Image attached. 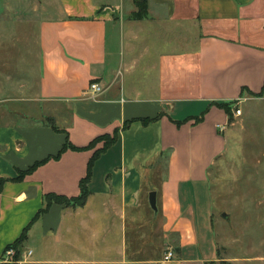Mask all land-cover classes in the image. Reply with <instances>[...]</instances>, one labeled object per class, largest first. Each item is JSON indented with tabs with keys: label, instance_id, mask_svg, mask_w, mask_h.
I'll return each mask as SVG.
<instances>
[{
	"label": "crops",
	"instance_id": "obj_1",
	"mask_svg": "<svg viewBox=\"0 0 264 264\" xmlns=\"http://www.w3.org/2000/svg\"><path fill=\"white\" fill-rule=\"evenodd\" d=\"M148 1V16L134 19L133 0H7L18 20H30L37 29L41 74L35 91L25 85L26 99L48 103V118L55 124L58 117L59 125L55 130L46 121L25 122L23 111L0 109V177L14 178L19 170L56 155L67 137L86 146L120 130L93 166L86 204L53 203L31 226L22 250L32 254L21 264L47 261L35 254H88L89 222L83 211L92 202L97 214L105 215L99 224L112 221L113 242L106 239L107 251L100 250L110 254L103 262L213 264L221 259L197 257L193 251L204 243L197 211L201 198L206 203V195L213 193L216 170L234 158L227 153L231 142L251 120L242 104L255 102L264 112V92L248 93L264 88V0ZM177 32L194 36L184 46L176 43ZM93 81L103 85L100 95L90 94ZM21 92H26L24 84ZM231 101L230 117L217 103ZM238 107L242 111L236 115ZM103 146L101 141L93 149H68L23 181L5 183L0 264L5 247L43 207L45 194H79L88 162ZM165 150L169 165L162 160ZM155 175L156 185L151 182ZM152 191L157 212L150 203ZM210 218L212 228L216 218L213 213ZM129 232L141 242L139 250L129 252ZM151 232L159 233L162 257L143 251ZM205 238L208 249L197 254H214L212 235ZM173 245L175 259L164 260Z\"/></svg>",
	"mask_w": 264,
	"mask_h": 264
},
{
	"label": "rangeland",
	"instance_id": "obj_2",
	"mask_svg": "<svg viewBox=\"0 0 264 264\" xmlns=\"http://www.w3.org/2000/svg\"><path fill=\"white\" fill-rule=\"evenodd\" d=\"M11 7L7 0H0V109L23 111L26 116L20 119L25 122H47L48 117H51L46 108L48 103L32 102L26 99L29 89H26L25 85L35 91L41 74L37 29L30 20H18ZM193 36L194 34L188 36L177 32L176 43H179V40L185 46L186 43L191 42ZM23 84L25 94L21 92ZM242 108L245 109L246 117L248 116L246 113H251V120L247 121L246 129L239 131V138L231 142L232 146L227 153L234 158L216 170V177L212 180L213 193L206 195V203L201 198V207L197 211V217H201L199 229L202 231L204 243H200L198 245L200 247L197 246L193 251L197 257L217 255L221 258L213 264H264V112L259 111L258 104L255 102L244 103ZM57 120L58 117L55 124L59 125ZM162 155L165 156L162 160L167 161L166 164L169 165V157H167L170 155L169 150L162 152ZM96 182L97 180L94 181L93 186ZM151 182L155 185L158 183L156 175ZM209 198H212V210L208 209ZM89 209L83 211L87 213L89 222L88 254H35V257H39L38 259L47 260L40 264H108L103 260H106L110 254H100V250L102 247L107 251L106 239L113 242L112 221L104 217L105 226H102L99 222L104 214H97L94 202L90 203ZM212 213L216 221L211 228ZM151 218L154 219V212ZM102 229L106 233L105 239H102ZM207 233L209 236L212 235V242H215L214 254H197L199 251L205 253L208 249L205 238ZM135 236L134 234L132 239V233H128L129 252L132 248L136 250L141 248L139 244H142L138 239L134 240ZM158 236L159 233L151 232V237H148V243L143 250L151 258L163 256L160 254L163 246H160ZM169 245L172 246V244ZM172 249L176 250L174 245ZM21 251V258L25 260L26 254L22 249ZM6 253L7 251L4 254ZM5 258L6 256L3 260ZM173 263L174 261L166 264Z\"/></svg>",
	"mask_w": 264,
	"mask_h": 264
},
{
	"label": "trees",
	"instance_id": "obj_3",
	"mask_svg": "<svg viewBox=\"0 0 264 264\" xmlns=\"http://www.w3.org/2000/svg\"><path fill=\"white\" fill-rule=\"evenodd\" d=\"M133 1H134V4H135L137 9L132 14V18L143 19V18L147 17L148 16L149 1L148 0H133ZM242 91L244 93L245 91H247V88L246 87L243 88ZM263 92H264V88H263V91L261 93H258V94L250 92V91L248 93L253 95V96H259ZM234 103H235L234 101L222 102V103H217V105L224 108L225 111L231 117L232 116V108H233ZM200 118L201 117H198L196 119V121L200 120ZM141 121H143L144 123H148L149 121H151V119H141ZM46 124L52 126L55 130H58V127L54 124V121L51 118L48 119ZM128 125H129V122L125 123L124 128H127ZM119 133H120V130L116 129L113 136H111L110 134L100 135V136L96 137L95 139H93L92 141H90V143L86 146H76L67 137L66 142L64 143L63 147L59 150V152L56 155H52V156H49L43 160L36 161L34 164H32L26 170H19L18 175L14 178L0 177V192H1L3 190V187H4L6 182H8V181H15V182L23 181V179L27 175L33 173L39 166L43 165L44 163H46L47 161H49L52 158H54V159L60 158V156L68 149L77 150V151L93 149L96 147V145L99 142L104 141V146L102 148L97 149L88 162L87 174L80 181V192H79V194L76 196H71V197L66 196V195L56 194V193L45 194V202H44L43 207L38 210V212L36 213V215L34 216L32 221L23 229V231L21 232L19 237H17V239H15L12 243H9L5 247L4 253L9 248H14L15 254H13L11 256L9 261L2 262L1 264H17V261L21 259V256H22L21 249H22L24 241H26V239L28 238V234H29V231L31 229V226L33 225V223L35 221H37L43 214H45L50 209V207L53 203L63 204L66 207H82L86 204L87 199H88L89 195L91 194L89 183L91 181V177L93 174V166H94L96 160L100 157V155L103 152H105L114 142L117 141V139L119 138Z\"/></svg>",
	"mask_w": 264,
	"mask_h": 264
},
{
	"label": "built area",
	"instance_id": "obj_4",
	"mask_svg": "<svg viewBox=\"0 0 264 264\" xmlns=\"http://www.w3.org/2000/svg\"><path fill=\"white\" fill-rule=\"evenodd\" d=\"M89 91L92 96H97V95H100L104 91V87L101 83L97 81H93L91 82L89 86ZM241 111H242L241 108L238 107L235 110V114L239 115L241 114ZM13 253H14V249L9 248L7 250V253L5 254L6 256L5 261H9ZM31 254H32V250H29L25 256H30ZM174 257H175L174 250L172 248H168L166 252L164 253V260L169 261V260L174 259ZM22 262H23V259L21 258L20 260L17 261V264H21Z\"/></svg>",
	"mask_w": 264,
	"mask_h": 264
},
{
	"label": "water",
	"instance_id": "obj_5",
	"mask_svg": "<svg viewBox=\"0 0 264 264\" xmlns=\"http://www.w3.org/2000/svg\"><path fill=\"white\" fill-rule=\"evenodd\" d=\"M149 197H150V203H151V206H152L153 210L155 212H157L158 208H157V193H156V191H152L150 193ZM224 216L227 217L226 214H224Z\"/></svg>",
	"mask_w": 264,
	"mask_h": 264
}]
</instances>
